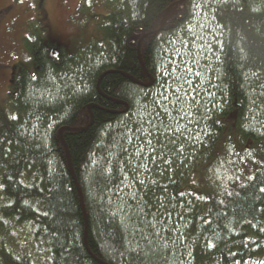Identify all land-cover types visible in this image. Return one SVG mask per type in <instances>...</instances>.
Instances as JSON below:
<instances>
[{
    "label": "trees",
    "instance_id": "16d2710c",
    "mask_svg": "<svg viewBox=\"0 0 264 264\" xmlns=\"http://www.w3.org/2000/svg\"><path fill=\"white\" fill-rule=\"evenodd\" d=\"M78 15L72 51L29 30L0 107V264H264V0ZM222 152L242 178L196 185Z\"/></svg>",
    "mask_w": 264,
    "mask_h": 264
},
{
    "label": "rangeland",
    "instance_id": "374dc122",
    "mask_svg": "<svg viewBox=\"0 0 264 264\" xmlns=\"http://www.w3.org/2000/svg\"><path fill=\"white\" fill-rule=\"evenodd\" d=\"M83 0H42L40 11L36 9L37 0H0V107H5L6 96L9 86L14 79L16 66L24 67L30 74L34 69L23 41L29 37V30L35 26L43 27L44 40L68 48L73 38L79 37L83 26L89 32L91 26L89 22L80 18L78 9ZM39 12L42 21L37 16ZM78 39V38H77ZM222 152L215 163L196 174L193 181L196 185L206 188L218 189L223 187L224 182H234L242 178L241 173L244 168L241 162L233 157H228ZM224 178H220L222 173ZM234 171L233 173H231ZM227 184V183H226ZM16 243L20 249L26 250L30 244L24 232L16 237ZM34 254L32 248L28 249ZM42 254V252H41ZM40 263H45L44 256L36 254Z\"/></svg>",
    "mask_w": 264,
    "mask_h": 264
},
{
    "label": "snow or ice",
    "instance_id": "6c2138e0",
    "mask_svg": "<svg viewBox=\"0 0 264 264\" xmlns=\"http://www.w3.org/2000/svg\"><path fill=\"white\" fill-rule=\"evenodd\" d=\"M165 111H167V109H165ZM169 115H171V114L169 113ZM176 131L178 132V131H180V129L177 128ZM148 143L151 144V141L149 140ZM141 183H143V182H141ZM0 187H2V186H0ZM261 191H264V188H262Z\"/></svg>",
    "mask_w": 264,
    "mask_h": 264
},
{
    "label": "bare ground",
    "instance_id": "6f19581e",
    "mask_svg": "<svg viewBox=\"0 0 264 264\" xmlns=\"http://www.w3.org/2000/svg\"><path fill=\"white\" fill-rule=\"evenodd\" d=\"M213 163H215V162H213ZM224 173V171H222V173H220L221 175ZM225 174V173H224ZM223 176V175H222ZM225 176H226V174H225Z\"/></svg>",
    "mask_w": 264,
    "mask_h": 264
}]
</instances>
